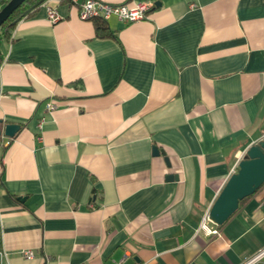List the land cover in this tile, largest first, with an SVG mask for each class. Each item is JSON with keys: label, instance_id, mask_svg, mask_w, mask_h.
I'll return each instance as SVG.
<instances>
[{"label": "crops", "instance_id": "crops-1", "mask_svg": "<svg viewBox=\"0 0 264 264\" xmlns=\"http://www.w3.org/2000/svg\"><path fill=\"white\" fill-rule=\"evenodd\" d=\"M75 1L45 0L0 45L1 125H20L0 135L3 264H244L264 185L204 218L264 136V0H101L152 3L107 36Z\"/></svg>", "mask_w": 264, "mask_h": 264}, {"label": "water", "instance_id": "water-1", "mask_svg": "<svg viewBox=\"0 0 264 264\" xmlns=\"http://www.w3.org/2000/svg\"><path fill=\"white\" fill-rule=\"evenodd\" d=\"M23 1L8 0L0 8V26ZM43 1L45 0H40L34 5ZM34 5L26 9L24 13H27ZM1 122L0 120V135L3 132V135L6 137H13L20 128V125L17 123L1 125ZM152 153L159 155L163 154V151L157 146H153ZM263 183L264 136L246 149L242 159L238 162L236 171L229 176L213 201L207 213L208 219L215 225L223 224L237 210L239 201L253 194Z\"/></svg>", "mask_w": 264, "mask_h": 264}, {"label": "built area", "instance_id": "built-area-1", "mask_svg": "<svg viewBox=\"0 0 264 264\" xmlns=\"http://www.w3.org/2000/svg\"><path fill=\"white\" fill-rule=\"evenodd\" d=\"M73 2H76L73 0ZM79 4L78 16L80 19H93L101 18L107 20L111 17L117 20L128 23L145 19L148 15L149 9L152 7L150 1H136L132 3L124 2L119 4H110L101 0H82ZM47 16L51 22H54L60 18L55 7H46ZM56 107L55 103L48 101L46 103V109L48 111L53 110ZM43 119V118H42ZM42 119L39 121L38 126H41ZM10 138L4 141V144H9ZM3 169V164L0 160V172ZM208 217L204 218L207 221ZM209 220V219H208ZM210 233H215L216 230L209 228ZM22 254L26 257H31L32 253L30 250L22 251ZM5 256V249L2 243V229H1V217H0V264H3V258ZM264 257V248L259 251L255 256L251 257L244 264H252L258 259ZM77 264H85L84 262Z\"/></svg>", "mask_w": 264, "mask_h": 264}, {"label": "trees", "instance_id": "trees-1", "mask_svg": "<svg viewBox=\"0 0 264 264\" xmlns=\"http://www.w3.org/2000/svg\"><path fill=\"white\" fill-rule=\"evenodd\" d=\"M8 0H0V8L7 2ZM40 0H24L8 17V19L6 21L3 22V24L0 26V45L1 42L4 40L9 39L10 37V33L12 28L14 27V25L21 20L24 17L30 16L34 13L35 9H37L42 3H39L37 5H34L36 2H38ZM32 5H34L27 13H24V11L26 9H28L29 7H31ZM95 23V27L97 29V33L99 35H112L109 32H103V30L107 29L105 26V21L101 18H93L92 19ZM13 23V24H11ZM3 60L1 51H0V63ZM264 185V183L260 186L262 187ZM259 187V188H260ZM258 188V189H259ZM250 196V195H249ZM249 196L244 197L243 199H241L239 201V205L245 200L247 199ZM238 205V206H239ZM222 225V224H221ZM221 225H216L217 227L221 226Z\"/></svg>", "mask_w": 264, "mask_h": 264}]
</instances>
